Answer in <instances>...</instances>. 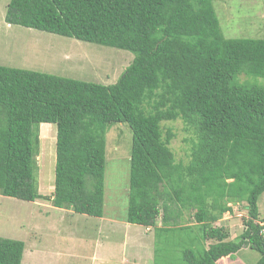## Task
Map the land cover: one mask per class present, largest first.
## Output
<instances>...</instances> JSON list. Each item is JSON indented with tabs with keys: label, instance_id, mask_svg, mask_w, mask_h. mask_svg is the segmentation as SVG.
I'll return each instance as SVG.
<instances>
[{
	"label": "trees",
	"instance_id": "1",
	"mask_svg": "<svg viewBox=\"0 0 264 264\" xmlns=\"http://www.w3.org/2000/svg\"><path fill=\"white\" fill-rule=\"evenodd\" d=\"M213 1L10 0L9 26L133 58L110 85L0 66V195L104 217L105 135L124 124L131 145L123 220L154 228L155 244L165 234L179 264H216L246 248L259 254L254 264H264L257 206L264 85L256 83L264 78V39L225 38ZM177 119L194 136L187 163L176 162L173 134L164 136L161 126ZM42 124L56 126L51 198L38 193L36 181ZM237 202L247 217L237 240H227L214 224ZM186 212L193 224L176 226ZM24 250V242L0 238V264H21Z\"/></svg>",
	"mask_w": 264,
	"mask_h": 264
},
{
	"label": "rangeland",
	"instance_id": "2",
	"mask_svg": "<svg viewBox=\"0 0 264 264\" xmlns=\"http://www.w3.org/2000/svg\"><path fill=\"white\" fill-rule=\"evenodd\" d=\"M9 1L0 0V66L110 85L132 61L133 55L120 49L9 26L4 21ZM212 5L225 38L264 39V0H214ZM247 79L240 76V81ZM256 81L264 85V78H256ZM161 126L164 136L166 130L173 134L169 148L176 162L187 163L194 139L191 131L180 119L163 122ZM38 131L40 146L35 157L38 193L51 198L56 126L42 124ZM105 138L104 218L116 220L119 226L105 221L95 227L97 218L54 208L49 200L32 203L0 195V238L24 242L21 264H179L173 244L165 241V234L155 244L154 228L123 225L126 223L123 215L127 205L131 133L126 125L113 124ZM228 205L232 211L214 225L224 228L227 240H237L247 217L245 204ZM257 206L258 222L264 225V193ZM189 213L177 220L176 226L192 225ZM85 219L88 221L84 222ZM155 249L157 256H154ZM258 259L257 252L246 248L216 264H254Z\"/></svg>",
	"mask_w": 264,
	"mask_h": 264
},
{
	"label": "crops",
	"instance_id": "3",
	"mask_svg": "<svg viewBox=\"0 0 264 264\" xmlns=\"http://www.w3.org/2000/svg\"><path fill=\"white\" fill-rule=\"evenodd\" d=\"M99 221H98V223H96V225H94L95 227H97V226H100V224L101 223H103V222H105V221H107V222H110V224L112 225V226H119L118 225V222L116 221V220H113V219H110V218H104V217H102V218H97ZM85 221H88L87 219H85L84 220V222ZM74 223H77V221L76 222H74ZM123 225H125V226H130V224H127V223H124ZM133 226V225H132ZM39 250V249H38Z\"/></svg>",
	"mask_w": 264,
	"mask_h": 264
}]
</instances>
